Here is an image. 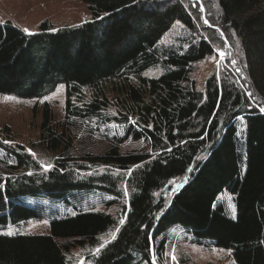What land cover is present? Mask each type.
<instances>
[{
	"label": "trees",
	"instance_id": "obj_1",
	"mask_svg": "<svg viewBox=\"0 0 264 264\" xmlns=\"http://www.w3.org/2000/svg\"><path fill=\"white\" fill-rule=\"evenodd\" d=\"M81 1L91 19L79 26L44 22L30 35L0 26V95L39 99L59 85L66 95L63 122L43 105L39 145L56 155L52 168L42 171L22 146H1L11 172L0 173V231L50 218V235L0 234V264H75L72 248L93 250L117 229L95 259L89 256L92 264H153L154 249L162 254L176 227L192 243L231 249L235 264H264V0H213L216 22L204 0H188L205 36L174 49L159 45L173 24L196 30L195 15L179 0ZM232 35L242 57L237 81L223 69L198 92L192 66L214 55L216 39ZM155 67L161 76L143 77ZM75 124L121 128L155 157L120 155L114 144L77 161L70 155ZM187 173L169 199L158 196ZM123 188L128 201L117 218L81 207L91 193L114 205ZM224 192L233 197L235 218L218 203ZM51 205L65 215L49 216Z\"/></svg>",
	"mask_w": 264,
	"mask_h": 264
},
{
	"label": "rangeland",
	"instance_id": "obj_2",
	"mask_svg": "<svg viewBox=\"0 0 264 264\" xmlns=\"http://www.w3.org/2000/svg\"><path fill=\"white\" fill-rule=\"evenodd\" d=\"M179 1L187 8H191L190 10L192 12L189 13L191 16L192 13L195 15L196 30L188 33L182 25L175 23L172 25L170 31L162 38L159 43L160 47L163 46L166 49H174L186 40H195L198 36H205L204 32L200 29L202 24L197 17V11L193 8L194 6L189 4L187 2L188 0ZM204 1L209 12L214 11L213 18H211L216 22L217 14L214 1ZM90 19L91 16L88 7L81 0H0V26L3 27L6 23H9L13 28H16L27 35L38 32L39 25L44 22H48L53 28L59 29L63 27L79 26L89 22ZM25 29H28V32H25ZM223 39L218 38L213 42L214 55L212 57L193 65L191 68L189 81L194 83L198 92H203L204 84L208 78L213 75L219 77L221 73H223V69H231L233 71V80L237 81L236 76L239 73L236 71L238 65L237 60H241L242 57L240 53L236 52V46H232L233 43H236L233 35L227 37L226 41H223ZM221 53H224V55L221 56ZM232 61H236V64L233 65ZM241 64L242 62L240 63V66ZM161 75L162 69L155 67L144 72L143 77L155 79ZM65 102L66 95L65 87L63 85H59L53 93L39 99H20L13 95H0L1 174H8L11 172L9 170L11 164H8L9 167H6L5 164L2 163V157L4 155L1 151V146H22L26 153L37 162L41 170L44 172L46 171L41 167V164H50L53 166L57 157L39 145V126L42 121L43 105L49 106L56 122H63L65 115L64 108L66 105ZM239 123L241 124V121ZM89 127L90 126L75 124V127L70 129V132L74 137L73 149L70 155L77 161H80L87 156H101L114 144H118L117 146L120 155L135 153L149 155L151 158L155 157V154L150 153L147 142L143 140L132 141L131 138L125 139L121 128H100L97 127L96 124H94L92 128ZM241 128L243 127H240L239 130ZM5 129H8L10 132L8 136ZM243 132H241V136H243ZM4 141H9L10 143H4ZM33 153L35 154V157L32 155ZM134 168L136 167H131L128 173H131ZM186 176L188 177V173L182 178L173 179L171 181L172 183L167 184L158 196L169 199L174 194L175 190L181 188ZM176 185H180V187L176 188ZM123 190V200L116 201L114 205H108L105 203L106 200L111 199L97 193H91L85 197L81 207L88 211L106 213L113 218H117L121 206L127 204L128 201V195L125 194L127 191L125 188H123ZM218 203L225 206L230 217H234L233 208H235V205L232 196L224 192L219 196ZM48 208L49 213L54 214H48L49 216L65 215L64 213L66 209L64 210V208L60 206L51 205L48 206ZM68 213L70 214V211H68ZM43 221H47V223L45 224ZM121 221L122 219L120 222ZM117 222V226H119L120 222L118 220ZM49 223L50 218H46L38 221L30 220L18 227L9 228L13 229L16 234L20 235H50ZM9 228L1 230L0 233L6 232ZM116 232L117 231L113 230L108 232L106 236H101L99 238V245L93 250H90L89 248H72L68 258H71L70 260H73L75 264H81L82 261L83 264H92L91 259H95L98 255L93 254L95 249L100 247L101 244H105L106 246L108 242L114 239L113 236L116 235ZM165 241L162 254H159V252L154 249L156 260L160 264H235L228 251L192 243L191 237L187 235L184 230L177 227L166 233ZM157 254L159 255L157 256ZM173 254L176 257L175 261L172 259ZM89 256H91V259H89Z\"/></svg>",
	"mask_w": 264,
	"mask_h": 264
},
{
	"label": "snow or ice",
	"instance_id": "obj_3",
	"mask_svg": "<svg viewBox=\"0 0 264 264\" xmlns=\"http://www.w3.org/2000/svg\"><path fill=\"white\" fill-rule=\"evenodd\" d=\"M204 23L205 24H207L208 23V21L207 20H205L204 21ZM25 32H28V29H25L24 30ZM221 36H223V33H221ZM224 55V53H221V56H223ZM232 63H233V65H235L236 64V61H232ZM236 71L237 72H239L240 71V69L237 67L236 68ZM249 95H251L250 93H249ZM260 111L261 112H264V107H261L260 108ZM238 119H240L241 121H243V118L242 117H238ZM246 127V126H245ZM244 131V129L243 128H241L238 132H237V136H239L240 134H241V132H243ZM4 143H10L9 141H4ZM30 151V150H29ZM34 157H35V154L33 153L32 154ZM41 167H43L44 169H45V171H47L48 169H50V168H52V165H44V164H41ZM191 171H194V169H189V172H191ZM32 173L31 172H29V175H31ZM186 182V181H185ZM170 183H172V182H170ZM0 187H3V185H0ZM178 187H180V185H176V188H178ZM125 194H127V192H125ZM233 215H234V218H235V208H233ZM123 220L120 222L121 224H123ZM43 223H47V221H43ZM117 231H118V229H117ZM0 234H4V235H8V236H12V235H15L16 234V232L13 230V229H11V228H9L6 232H4V233H0ZM113 238H115V236H113ZM105 247V244H101L100 245V247H98L97 249H95V251H94V255H96V254H99V252L101 251V249H103ZM221 251H223V250H221ZM228 252H229V254H231V249H228L227 250ZM172 259H173V261H175V259H176V257H175V255L173 254L172 255ZM81 264H83V261L81 262ZM153 264H155V257L153 258Z\"/></svg>",
	"mask_w": 264,
	"mask_h": 264
}]
</instances>
